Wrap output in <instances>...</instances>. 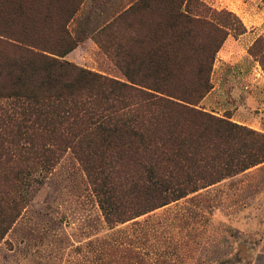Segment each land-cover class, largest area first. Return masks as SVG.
<instances>
[{
    "label": "trees",
    "instance_id": "trees-1",
    "mask_svg": "<svg viewBox=\"0 0 264 264\" xmlns=\"http://www.w3.org/2000/svg\"><path fill=\"white\" fill-rule=\"evenodd\" d=\"M82 3L0 0V240L68 151L112 224L264 163L263 132L200 106L240 20L199 0H137L95 37L119 79L66 58Z\"/></svg>",
    "mask_w": 264,
    "mask_h": 264
},
{
    "label": "rangeland",
    "instance_id": "rangeland-1",
    "mask_svg": "<svg viewBox=\"0 0 264 264\" xmlns=\"http://www.w3.org/2000/svg\"><path fill=\"white\" fill-rule=\"evenodd\" d=\"M136 1L83 0L68 25L79 45L66 58L124 79L95 37ZM199 1L214 20L246 28L230 31L200 106L264 133V0ZM0 264H264V163L112 224L68 151L0 240Z\"/></svg>",
    "mask_w": 264,
    "mask_h": 264
}]
</instances>
